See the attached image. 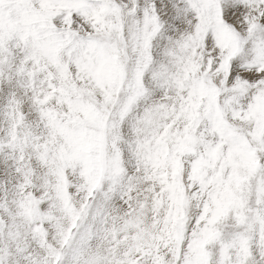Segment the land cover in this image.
<instances>
[{
  "label": "snow or ice",
  "instance_id": "obj_1",
  "mask_svg": "<svg viewBox=\"0 0 264 264\" xmlns=\"http://www.w3.org/2000/svg\"><path fill=\"white\" fill-rule=\"evenodd\" d=\"M0 264H264V0H0Z\"/></svg>",
  "mask_w": 264,
  "mask_h": 264
}]
</instances>
